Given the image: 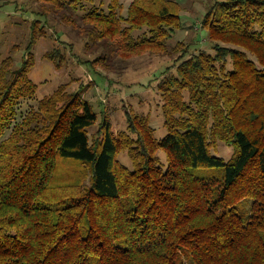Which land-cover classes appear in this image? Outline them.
<instances>
[{"label": "trees", "instance_id": "obj_1", "mask_svg": "<svg viewBox=\"0 0 264 264\" xmlns=\"http://www.w3.org/2000/svg\"><path fill=\"white\" fill-rule=\"evenodd\" d=\"M35 1L21 58L0 60V264H264V0H215L209 49L171 43L176 0ZM59 23L103 75L160 58L162 137L131 109L114 131L67 82L21 105L38 88L34 47ZM60 43L43 54L56 69L63 48L74 56Z\"/></svg>", "mask_w": 264, "mask_h": 264}, {"label": "rangeland", "instance_id": "obj_2", "mask_svg": "<svg viewBox=\"0 0 264 264\" xmlns=\"http://www.w3.org/2000/svg\"><path fill=\"white\" fill-rule=\"evenodd\" d=\"M176 1L181 6L180 21L185 27L175 30L171 43L183 40L191 42V49H209L208 29L202 26V21L215 0ZM122 2L127 5L129 0ZM35 6V0H0V60L9 54H12L17 61L21 58L28 38L31 9ZM65 40L72 43L74 56L69 54L68 47L63 48L66 62L61 68L56 69L50 60L43 57V54L54 46L62 47L60 41ZM33 51L36 59L29 77L38 88L35 97L22 101V106L36 105L38 99L50 93L60 83L67 82L68 89L80 91L83 98L91 101L97 112L105 109L111 115V126L114 131L125 127L124 111L131 109L133 112L145 113L150 117L156 137H162L166 133L158 104L160 97L155 87L156 79L161 75L164 65L157 56L151 60L149 57L133 60L121 74L110 72L108 75H103L104 72L101 74L98 70L95 71L87 62L95 55L85 48L84 40L77 37L69 26L61 23L53 30L47 29V35L36 43ZM95 130L96 128H91V134ZM211 153L228 160L232 156L233 148L218 142L211 149ZM118 157L125 165H131L126 152H120ZM212 170L214 169L201 168L198 172L211 174Z\"/></svg>", "mask_w": 264, "mask_h": 264}, {"label": "crops", "instance_id": "obj_3", "mask_svg": "<svg viewBox=\"0 0 264 264\" xmlns=\"http://www.w3.org/2000/svg\"><path fill=\"white\" fill-rule=\"evenodd\" d=\"M129 2H130V0H129ZM129 2H128V3H129Z\"/></svg>", "mask_w": 264, "mask_h": 264}]
</instances>
